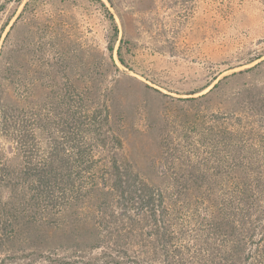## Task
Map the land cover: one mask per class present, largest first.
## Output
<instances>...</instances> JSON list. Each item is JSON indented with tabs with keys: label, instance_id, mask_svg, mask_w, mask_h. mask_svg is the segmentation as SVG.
<instances>
[{
	"label": "rangeland",
	"instance_id": "rangeland-1",
	"mask_svg": "<svg viewBox=\"0 0 264 264\" xmlns=\"http://www.w3.org/2000/svg\"><path fill=\"white\" fill-rule=\"evenodd\" d=\"M12 44L17 52L1 59L13 69L0 78V107L27 110L54 91L53 79H88L92 92L108 94L122 153L153 184L201 159L211 174L216 157L229 168L222 132L239 127L231 114L254 131H238L240 157L264 160V0H0V49ZM30 76L41 84L19 81ZM14 146L1 134L0 164ZM31 236L38 249L66 255V229Z\"/></svg>",
	"mask_w": 264,
	"mask_h": 264
},
{
	"label": "trees",
	"instance_id": "trees-1",
	"mask_svg": "<svg viewBox=\"0 0 264 264\" xmlns=\"http://www.w3.org/2000/svg\"><path fill=\"white\" fill-rule=\"evenodd\" d=\"M5 51L15 44L0 49L1 79L13 69ZM79 82L89 81L53 79L54 91L27 110L0 107V136L15 144L0 164V264H264V160L240 157L234 144L253 129L231 114L239 127L222 132L229 168L216 157L211 174L201 159L187 174L160 172L156 185L122 153L108 94ZM42 227L66 229V255L38 249L31 233Z\"/></svg>",
	"mask_w": 264,
	"mask_h": 264
}]
</instances>
